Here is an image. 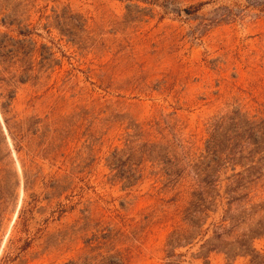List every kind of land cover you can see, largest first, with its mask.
Returning <instances> with one entry per match:
<instances>
[{"label": "rangeland", "instance_id": "374dc122", "mask_svg": "<svg viewBox=\"0 0 264 264\" xmlns=\"http://www.w3.org/2000/svg\"><path fill=\"white\" fill-rule=\"evenodd\" d=\"M4 40L35 66L20 81L0 57V264L13 248L9 264H251L167 247L191 173L169 182L155 156L125 152L176 136L200 153L215 117L264 114V0H0ZM252 245L264 256V236Z\"/></svg>", "mask_w": 264, "mask_h": 264}, {"label": "trees", "instance_id": "16d2710c", "mask_svg": "<svg viewBox=\"0 0 264 264\" xmlns=\"http://www.w3.org/2000/svg\"><path fill=\"white\" fill-rule=\"evenodd\" d=\"M192 8H186L185 12L191 14ZM2 23L11 25L5 20ZM8 43L0 41V57L3 63L16 58L22 74L20 81H27L35 66L34 51L30 50L28 57L24 43L18 41L7 50L11 45ZM42 63L39 62L43 67ZM0 106L5 109V105ZM172 142L166 141V147L156 142L127 145L125 152L128 162L136 154L155 156L169 182L191 173L193 189L183 210L186 227L169 235L167 247H181L189 240H198L201 248L208 252L223 253L228 258L249 257L251 264H264V256L252 245L254 239L264 236V199L256 203L250 199L251 189L259 183L264 185V114H252L239 108L215 117L200 153L190 152L176 136ZM121 169L118 174L124 175ZM131 172L132 168L126 172L129 176L123 177L128 180L133 176ZM13 253L14 248L3 257L1 264H9ZM173 255L167 252V257ZM112 258H85L84 264H123L120 258ZM66 264L80 263L71 260Z\"/></svg>", "mask_w": 264, "mask_h": 264}]
</instances>
